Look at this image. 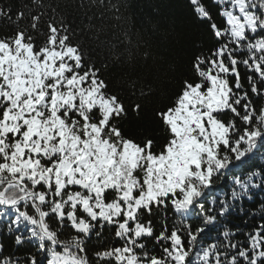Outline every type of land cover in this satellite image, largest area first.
<instances>
[{
  "label": "snow or ice",
  "instance_id": "obj_1",
  "mask_svg": "<svg viewBox=\"0 0 264 264\" xmlns=\"http://www.w3.org/2000/svg\"><path fill=\"white\" fill-rule=\"evenodd\" d=\"M189 3L208 42L161 93L127 4L0 0V264H264V216L225 222L264 188L236 175L264 153V0Z\"/></svg>",
  "mask_w": 264,
  "mask_h": 264
},
{
  "label": "trees",
  "instance_id": "obj_2",
  "mask_svg": "<svg viewBox=\"0 0 264 264\" xmlns=\"http://www.w3.org/2000/svg\"><path fill=\"white\" fill-rule=\"evenodd\" d=\"M5 3H11L14 6L25 2V0H3ZM203 2L211 6V0H203ZM111 3L120 6L127 4L128 11L121 7V13L133 17L132 23L128 25L130 32L139 30L142 39L140 41V50L136 51L137 37L130 36L132 47L128 51H132L138 58V63H143L142 53L145 47L152 53L153 59L148 61V70L146 74L156 78L157 87L161 93L173 87L174 81L171 79L170 67L176 72H182L187 69L188 62L192 52L198 47H204L208 42L205 28L198 24L193 18L192 7L189 0H111ZM215 12V7H213ZM114 19V18H113ZM141 22L143 27L141 28ZM123 27V24L121 25ZM115 28V25H113ZM116 35H123L119 29H116ZM146 42V45L145 43ZM101 57L103 52L100 53ZM114 87H121L122 80L119 73L113 74ZM123 95V93H122ZM164 96L159 97L163 100ZM147 118V117H146ZM136 121H131L129 128H135ZM255 167L237 171L236 175L244 179L251 171H260L264 166V153H258L251 161ZM259 179L256 183H259ZM233 188L231 175L222 181H218L215 195L218 198H230ZM239 190V189H237ZM239 207H242L247 215L233 213L226 218L229 227H238L241 232L248 230L253 224L259 223L261 217L264 216V188H252L249 195L242 197L239 201H235ZM216 236V231L208 234V239L212 240ZM8 251H13L11 247ZM23 255V253H17Z\"/></svg>",
  "mask_w": 264,
  "mask_h": 264
}]
</instances>
